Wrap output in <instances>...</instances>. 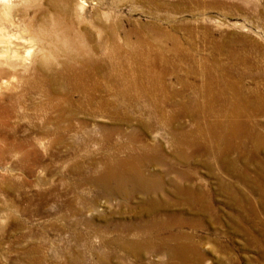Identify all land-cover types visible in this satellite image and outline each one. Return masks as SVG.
<instances>
[{
  "label": "rangeland",
  "instance_id": "obj_1",
  "mask_svg": "<svg viewBox=\"0 0 264 264\" xmlns=\"http://www.w3.org/2000/svg\"><path fill=\"white\" fill-rule=\"evenodd\" d=\"M54 1L11 0L4 30L0 264H264V145L223 164L181 137L205 144L228 100L263 105L264 0ZM78 45L95 61L50 93ZM242 120L264 136V109ZM58 123L85 140L20 156Z\"/></svg>",
  "mask_w": 264,
  "mask_h": 264
},
{
  "label": "bare ground",
  "instance_id": "obj_2",
  "mask_svg": "<svg viewBox=\"0 0 264 264\" xmlns=\"http://www.w3.org/2000/svg\"><path fill=\"white\" fill-rule=\"evenodd\" d=\"M51 5L56 7L58 4L56 1L51 0ZM13 4L11 0H0V60L6 61V57L12 53V55L16 54V50H12V41L9 38H6L5 26L7 22H11V16L14 13ZM14 15V14H13ZM30 22L25 23L24 29L31 31ZM32 36V35H31ZM17 44V43H16ZM9 45V46H8ZM76 53H69L68 59L63 60L62 62V70H56L45 74V82L47 83L48 91L52 94H58L64 87L68 84V82H72L71 80L76 79L77 83H81L83 77L85 76L84 70L87 66H90L91 62L95 61V57H90L88 55L85 56L84 48L80 45L76 48ZM28 54L30 50H27ZM26 56V55H25ZM80 56V57H79ZM111 57V56H110ZM78 59V62L82 65V69L75 70L73 66V62L75 59ZM50 71V70H49ZM13 78V76H12ZM42 81L35 80L34 87H41ZM6 85L7 81H2L0 83V89L3 85ZM45 83V84H46ZM3 88V87H2ZM227 89H223L224 91ZM51 104L54 106V104ZM223 102L221 103V105ZM241 106V108H240ZM263 105L254 106L253 108H248V106L238 97L236 100H228L224 102L221 108L217 110L210 109L209 113L211 114V118L205 121L204 129L208 132L205 138V144H200L199 140L195 137V133L193 131L184 132L181 135L182 143L185 145H189L191 143L196 144L195 147L202 149L203 152H212L215 157L220 161V163H231L228 160V155L231 151H235L239 153L241 156L243 152H245L244 143L246 140L250 138L254 142V148L256 150L264 145V136L261 132L250 133L247 128L245 121L242 120V116L246 115V113L252 111H263ZM70 112H66L63 114L60 113L56 120L58 122H62L68 120L70 115H67ZM71 114V113H70ZM72 116V114H71ZM56 128L47 129L42 131L43 133L38 137H34L32 139L23 138L18 141L14 147H16L17 152L21 157H28L30 154V150L33 149L36 143L40 145L45 144V142L49 143H70L74 142L77 139L80 143L85 140L86 134L82 130V126L75 129L71 132V135L66 133L67 130H71L68 127H62L58 123L55 125ZM84 129V128H83ZM85 130V129H84ZM63 134V135H62ZM205 136V134H204ZM77 143V142H76ZM82 144V143H81ZM147 155V154H145ZM118 160V159H117ZM233 162V161H232ZM130 164V160L128 158H124L123 160H119L117 165L127 168ZM109 174V172L107 171ZM188 189V188H186ZM190 191V189H188ZM191 192V191H190ZM198 201V198L191 196L190 201L195 202ZM201 201V199H200Z\"/></svg>",
  "mask_w": 264,
  "mask_h": 264
}]
</instances>
